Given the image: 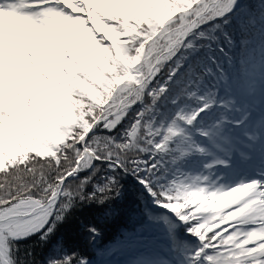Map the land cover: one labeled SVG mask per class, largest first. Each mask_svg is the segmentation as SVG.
<instances>
[{
  "label": "snow or ice",
  "instance_id": "snow-or-ice-1",
  "mask_svg": "<svg viewBox=\"0 0 264 264\" xmlns=\"http://www.w3.org/2000/svg\"><path fill=\"white\" fill-rule=\"evenodd\" d=\"M242 7L0 0V264H93L58 234L82 205L106 219L125 178L154 236L128 264H264V48L232 54L264 8Z\"/></svg>",
  "mask_w": 264,
  "mask_h": 264
},
{
  "label": "trees",
  "instance_id": "trees-1",
  "mask_svg": "<svg viewBox=\"0 0 264 264\" xmlns=\"http://www.w3.org/2000/svg\"><path fill=\"white\" fill-rule=\"evenodd\" d=\"M242 9L237 16H242L252 9L254 13H258L264 4L260 0H241ZM235 30V25L233 29ZM237 31V47L233 50L236 66L244 60L251 48L254 46L257 52L264 48V38H262V30L257 26L253 32L248 35V48H245ZM125 197L122 200L115 201L110 207L114 211L105 219L103 211L95 205H82L76 210L74 217L70 222L61 228L58 238L66 242L69 247L76 248L85 252L93 264H128V261L134 258V250L122 248L121 245L129 237H135L139 246H144L154 239V236L145 230V226L141 223L143 198L137 203L135 196V185L131 178H125ZM85 219H96L100 222L101 235L92 242L86 239L83 234L78 231L75 221H84ZM21 257L23 258L26 251H34L36 259L39 260L46 254V250L38 244L37 238L20 242Z\"/></svg>",
  "mask_w": 264,
  "mask_h": 264
}]
</instances>
